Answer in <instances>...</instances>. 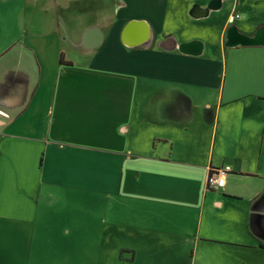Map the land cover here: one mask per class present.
I'll return each instance as SVG.
<instances>
[{
  "label": "crops",
  "instance_id": "obj_1",
  "mask_svg": "<svg viewBox=\"0 0 264 264\" xmlns=\"http://www.w3.org/2000/svg\"><path fill=\"white\" fill-rule=\"evenodd\" d=\"M18 1L0 264H264V0Z\"/></svg>",
  "mask_w": 264,
  "mask_h": 264
},
{
  "label": "rangeland",
  "instance_id": "obj_2",
  "mask_svg": "<svg viewBox=\"0 0 264 264\" xmlns=\"http://www.w3.org/2000/svg\"><path fill=\"white\" fill-rule=\"evenodd\" d=\"M20 10V2L18 0H0V44L5 39H7V43L17 40L20 34L17 22ZM211 39L212 42H215V31L211 32Z\"/></svg>",
  "mask_w": 264,
  "mask_h": 264
},
{
  "label": "water",
  "instance_id": "obj_3",
  "mask_svg": "<svg viewBox=\"0 0 264 264\" xmlns=\"http://www.w3.org/2000/svg\"><path fill=\"white\" fill-rule=\"evenodd\" d=\"M204 13H206V10H204ZM191 16L195 17L196 15L194 13H191ZM135 24H144L141 22H130L128 23L125 28L123 29L122 35L123 37L127 33V31ZM264 30H260L255 36L248 37L243 34H241L235 27H230L226 31V46L227 47H236V46H260L264 45ZM147 41V37L144 36L141 38L139 42L136 44H142ZM124 44H127L123 40Z\"/></svg>",
  "mask_w": 264,
  "mask_h": 264
},
{
  "label": "built area",
  "instance_id": "obj_4",
  "mask_svg": "<svg viewBox=\"0 0 264 264\" xmlns=\"http://www.w3.org/2000/svg\"><path fill=\"white\" fill-rule=\"evenodd\" d=\"M229 167L219 168L209 173L207 187L209 190H219L224 186V176L230 172Z\"/></svg>",
  "mask_w": 264,
  "mask_h": 264
}]
</instances>
